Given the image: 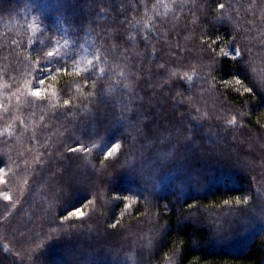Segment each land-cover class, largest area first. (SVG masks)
Masks as SVG:
<instances>
[{"label":"trees","instance_id":"1","mask_svg":"<svg viewBox=\"0 0 264 264\" xmlns=\"http://www.w3.org/2000/svg\"><path fill=\"white\" fill-rule=\"evenodd\" d=\"M21 153L58 241L0 264H264V0H0V156Z\"/></svg>","mask_w":264,"mask_h":264},{"label":"rangeland","instance_id":"2","mask_svg":"<svg viewBox=\"0 0 264 264\" xmlns=\"http://www.w3.org/2000/svg\"><path fill=\"white\" fill-rule=\"evenodd\" d=\"M162 5L161 2L159 7ZM79 67L82 70L100 71L99 58L89 42L85 43ZM39 90L43 95V89ZM21 154L14 158L8 156L7 161L0 156V244L8 257L25 262L38 258L46 247L58 241L49 242L50 239L43 237V227L56 206L57 194L50 191L48 182L42 183L33 177L29 154ZM192 154V151H188L186 157ZM255 213V220L264 231V213ZM97 237H102V233Z\"/></svg>","mask_w":264,"mask_h":264},{"label":"snow or ice","instance_id":"3","mask_svg":"<svg viewBox=\"0 0 264 264\" xmlns=\"http://www.w3.org/2000/svg\"><path fill=\"white\" fill-rule=\"evenodd\" d=\"M219 7L220 8H223L224 5L223 4H220ZM233 51H234V59H237L238 60L241 57V55H242L241 52H240V50L239 49H234ZM52 55H53V53H51V52H48L47 53V56H49V57H51ZM89 63L91 64L92 61H89ZM63 70L64 71H67L66 68H64ZM43 71L45 72V74H47L48 71H49V69L47 67H45L43 69ZM100 71H101V73H103L104 72V69H100ZM38 79H39V83L40 84H43L44 83V79L43 78L38 77ZM237 82L240 83L239 80H237ZM245 91L246 92H251L252 89L246 88ZM32 95L35 96V97H40L41 96V91L39 89H37L36 91H34L32 93ZM64 103H65V105H67L69 103V101L65 100ZM117 148H119V145L113 144L112 147H110L107 150L106 155L107 156H111L116 151ZM70 151H72L73 153H76V152L80 151V148L79 147H74V148L70 149ZM125 198L127 199V197H125ZM226 203H227V201H226ZM69 215L70 216H74V217H78V218H83L84 217V213L82 212V210L80 208H76L75 211L70 212Z\"/></svg>","mask_w":264,"mask_h":264}]
</instances>
